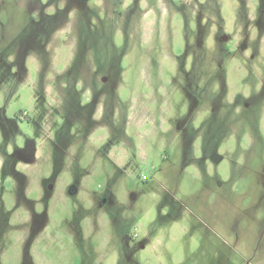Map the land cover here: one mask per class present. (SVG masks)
Instances as JSON below:
<instances>
[{
    "label": "rangeland",
    "instance_id": "rangeland-1",
    "mask_svg": "<svg viewBox=\"0 0 264 264\" xmlns=\"http://www.w3.org/2000/svg\"><path fill=\"white\" fill-rule=\"evenodd\" d=\"M0 264H264V0H0Z\"/></svg>",
    "mask_w": 264,
    "mask_h": 264
}]
</instances>
